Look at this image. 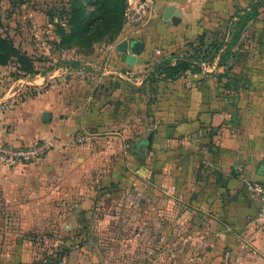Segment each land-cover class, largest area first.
<instances>
[{"label": "rangeland", "instance_id": "rangeland-1", "mask_svg": "<svg viewBox=\"0 0 264 264\" xmlns=\"http://www.w3.org/2000/svg\"><path fill=\"white\" fill-rule=\"evenodd\" d=\"M90 1L80 0L88 12L92 11ZM125 2L119 32L84 50L62 43L57 27L70 33L76 0H0V56L8 57L7 65H0V114L12 117L25 105L29 110L39 94L54 87L78 106L77 115L94 103L98 106L102 102L96 94L101 86L95 80L99 71L91 75L88 63H96L100 55H106V60L118 54L117 45L134 28L127 22L128 10L146 0ZM250 27L264 39V11ZM254 60L259 68L264 57L257 54ZM37 75L46 77L39 82L42 86L28 84L40 80ZM130 84L123 85L128 91L120 93L117 113L114 101H108L109 118L124 123L115 127L111 123L107 130L94 124L75 130L67 126L48 145V155L40 163L0 161V264H211V260H200L206 249H212L209 239L204 244L192 236L201 227L195 220L191 224L193 211L185 214L179 191L184 181L180 176L175 179L171 196L167 188V167L180 174L187 165L183 167L179 157L167 161V144L159 132L144 126L153 116L147 99L140 95L143 107L138 112L130 93L137 86ZM148 138L153 145L151 150L142 148V162L135 154L136 146ZM191 166L185 169L186 175ZM221 254L214 264H235L230 254Z\"/></svg>", "mask_w": 264, "mask_h": 264}, {"label": "crops", "instance_id": "crops-1", "mask_svg": "<svg viewBox=\"0 0 264 264\" xmlns=\"http://www.w3.org/2000/svg\"><path fill=\"white\" fill-rule=\"evenodd\" d=\"M251 1L153 0L145 25L134 27L124 39L143 42L135 65L122 62L119 53L106 60V55H100L96 63H88L92 66L91 75L92 71H99L97 84L106 85L104 92L96 93L102 100L98 106L94 103L77 115L78 106L60 96L54 87L50 92L39 94L35 106L29 110L26 105L20 107L12 117L1 112L0 143L19 146L46 142L49 145L55 143V138L67 126L74 130L90 124L106 130L111 123V127L118 126L126 120L112 122L108 113L111 107L108 101H114V112L120 107L122 87L118 83H131L136 88L156 83L141 96L147 99L146 107L151 108L150 114L155 117L151 116L150 123L144 126L159 132L167 144V161L179 157L178 162L183 167L187 165L180 174L167 167V188L171 196L176 189L175 179L180 176L184 181L179 191L185 202V214L193 211L195 217H191V224L195 220L197 227H201L192 236L204 240V244L209 239L208 246L212 248L202 253L201 263L211 260L214 264L223 252L230 254L235 264H264V227L257 220L261 203L247 189L249 182L264 184V175L260 173L264 163V61L259 68L254 66V55L264 57V39L250 30L264 9L236 42L232 36L245 12L231 20ZM170 6L183 13L178 26H169L163 19L165 9ZM189 43L200 44L196 48L201 50L198 53L207 56L196 62L199 73L186 74L177 81L158 80L156 68L161 63L175 64L177 59L193 55V48L187 46ZM140 60L148 63H139ZM36 77L40 80L28 84L41 87L43 83L39 82L46 77ZM96 94L88 96L89 103ZM140 94L131 96V105L138 112L143 107L139 103ZM45 113L51 115L48 123L43 121ZM34 115L35 118L28 119ZM10 123L14 124L9 130ZM189 164L193 169L186 175ZM186 225H190L189 219Z\"/></svg>", "mask_w": 264, "mask_h": 264}, {"label": "trees", "instance_id": "trees-1", "mask_svg": "<svg viewBox=\"0 0 264 264\" xmlns=\"http://www.w3.org/2000/svg\"><path fill=\"white\" fill-rule=\"evenodd\" d=\"M89 4L92 5V11L90 12H88L87 7L82 4L80 0H76V3L73 5L70 14V33L66 34L64 28L59 26V24L57 25L60 30L62 43H71L72 45H76L84 50L92 49L94 44L101 41L104 37H112L119 32L125 19V0H91ZM261 9H264V0H252L248 6L244 7V9L238 10L235 13L231 20L234 17H237L239 14L245 12V14L242 16L243 20H241V23H239V28L233 33V42H236L237 39L240 38L242 32L245 28H247L252 19L261 14ZM226 33H228V27L226 29ZM6 46L5 48L7 50H11L9 46ZM187 46L193 48V55L190 57L179 58L175 64H172L168 61L161 63L156 68L159 75L158 80L164 79L167 81H177L186 74L199 73L200 67L196 62L199 63L201 59H206L207 56L206 54H202L203 52L198 53L201 50L198 51L196 48L199 47L200 44L196 45L189 43ZM12 51L14 55L18 53V50L14 49L13 47ZM7 63L8 57L0 56V65L5 66ZM153 82H155V80ZM118 84L122 87L120 92L127 93V88L123 87L124 83ZM153 84L156 83H146V86L143 88H136L134 91L130 90L131 96L140 93L142 94L140 95L143 96V94L147 93L148 87L152 86ZM105 90L106 85L103 83L99 87L98 92L102 93ZM158 140L159 139H157V141ZM152 145V138L140 139L137 142L135 154L141 159L142 162L144 161L142 148L144 147L148 150H151ZM23 166L27 167V165Z\"/></svg>", "mask_w": 264, "mask_h": 264}, {"label": "built area", "instance_id": "built-area-1", "mask_svg": "<svg viewBox=\"0 0 264 264\" xmlns=\"http://www.w3.org/2000/svg\"><path fill=\"white\" fill-rule=\"evenodd\" d=\"M153 4V0H146L145 3L130 8L126 15L128 24L135 28H142L147 21V15L152 11ZM48 150L49 146L46 142L18 147L0 145V161L9 165L38 163L46 156ZM247 189L260 199L261 207L257 220L264 227V184L249 182Z\"/></svg>", "mask_w": 264, "mask_h": 264}, {"label": "water", "instance_id": "water-1", "mask_svg": "<svg viewBox=\"0 0 264 264\" xmlns=\"http://www.w3.org/2000/svg\"><path fill=\"white\" fill-rule=\"evenodd\" d=\"M183 13L181 9H178L176 7H167L163 14V19L167 22L169 26H178L182 21ZM143 49V42L140 40L136 41H129V40H123L117 45V51L121 57V61L125 62L129 65H135L137 61V57L141 54ZM145 64L148 63V61H142L140 60L139 63ZM51 115L49 113H45L43 116V121L45 123L50 122ZM260 173L264 175V163L262 166V169H260Z\"/></svg>", "mask_w": 264, "mask_h": 264}]
</instances>
